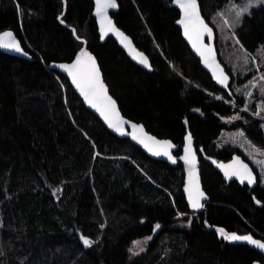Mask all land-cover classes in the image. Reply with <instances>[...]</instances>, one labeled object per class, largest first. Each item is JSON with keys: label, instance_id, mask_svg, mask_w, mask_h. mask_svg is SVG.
Returning <instances> with one entry per match:
<instances>
[{"label": "trees", "instance_id": "1", "mask_svg": "<svg viewBox=\"0 0 264 264\" xmlns=\"http://www.w3.org/2000/svg\"><path fill=\"white\" fill-rule=\"evenodd\" d=\"M118 1L116 23L149 55L152 71L113 38L101 41L92 0H67L64 14L63 0H0V32L13 29L31 54L0 50V264L264 262L256 249L227 242L207 225L264 239V186L227 182L210 161L233 155L217 149L223 130L242 128L264 148L259 106L245 111L243 95L217 86L183 37L172 0ZM199 1L216 29L213 15L231 0ZM236 35L250 53L264 46V3L243 17ZM80 38L125 116L172 139L177 155L192 132L210 197L206 211L189 207L180 163L152 159L111 133L51 67L71 61ZM143 237L151 240L147 250L131 258Z\"/></svg>", "mask_w": 264, "mask_h": 264}, {"label": "water", "instance_id": "2", "mask_svg": "<svg viewBox=\"0 0 264 264\" xmlns=\"http://www.w3.org/2000/svg\"><path fill=\"white\" fill-rule=\"evenodd\" d=\"M92 1H93L92 15H93V17L96 20L98 33L100 35L101 41L105 42L108 38H113L116 41V43L123 49V51L126 53V55L130 58L131 61H133L134 63L138 64L140 67H142L143 69H145L147 71H152L153 70V65H152V62H151V59H150L149 55L145 51L141 50L136 45V43L134 42L133 38L116 23V20H115L113 14L117 13L119 11V8H120L119 1L115 0L116 7L115 8H109L107 10V20H110L112 26L114 27L113 31H108L107 33L102 31L101 17L99 15H97V12H96V0H92ZM171 4H172V6L176 7L179 10L180 15H179V18L177 19L176 23L180 27L182 35L185 38L187 44L189 45L192 53L199 58L202 67L205 69L206 72H208L210 74L212 79L216 82L217 86L219 88L227 91V92H231V85H232V82H233L232 75L227 71L225 65L222 63V61L219 58V53H218V49H217V31L207 21L206 17L204 16L200 1L197 0V4H198V8H199V15L202 18V20L204 21V23L208 26V28H210L212 31H211V35L210 36L207 33H205L203 35L202 40H201L200 43H198L197 47H200L201 44H202V45L208 46V47H210L212 49V56L214 57L215 64L219 66V69H221L223 71L224 76L227 77V79H226V81L224 83H220V81L217 79V72L214 71V67L210 66L208 63H205V57L202 56L199 51H197V47H193L192 40H190L185 35L184 26L181 23H179V21L184 18L183 10L179 7V5L176 2V0H172ZM63 5H64V10H63L62 14H64V12L66 10L67 0H63ZM64 24L67 25V23H65V22H64ZM105 27H107V21H105ZM72 29L74 31V34L77 35V31H76L75 27H72ZM5 32H11L13 34V37L16 40V42L19 43L21 50L17 51L14 48H5V47H2V46H0V50L3 51L6 54H9V55H12V56H16V57H19V58L30 59L31 58L30 52L25 49V47L23 46L20 38L15 33V31L13 29H10V28L9 29H5L2 32H0V35H2ZM117 32L122 33L123 37H127V40L122 42L123 37L118 35ZM80 40L83 41V45L78 50V52L76 53V55L73 57V59L71 61L54 62V63H52L51 67L53 69L57 70L58 72H60L62 75H64L68 79V81H69L70 85L72 86L73 90L82 99L84 105L90 111H92L104 123V125L107 127V129L111 133H113L114 135H116L117 137H119L121 139H129L134 145H136L141 150H143L144 153L147 156H149L150 158H152V159H155V160H158V161H164V162L170 164L171 166H177L180 163L182 165V167H183V172H184L183 193H184V195L186 197V200H187V203H188L189 207L192 210H195V211H206L207 210V206L206 205H207V202H209L210 197H209L208 193L206 192V190H205V188L203 186L199 152L197 150L196 141H195V138H194L192 132L190 130H187V133L185 134V137H184V143H183V146H182V152H181L180 155H177L176 152L178 151L180 146L178 144H176L172 139L166 138V137H159V136L151 133L150 131H148L143 123L135 121V120L130 119L127 116H125L123 114L121 108H120L119 102L113 96V94L110 92L109 86H108V84H107V82H106V80L104 78V74H103V71H102V68H101V65L99 63V60H98L97 56L95 55L94 52H92L89 49L86 40H84L83 38H80ZM129 42H130V44H129ZM81 52H86L91 57L94 58L95 64H96V66L99 69L100 77L102 79V82L105 85V87L107 88V95L110 96L111 99L115 101V107H116V111L118 113V116L124 122L122 124L121 131H117L115 128L111 127L109 122H108V120H106L104 118V116L101 115V112L97 108L92 107V105L88 103V101L85 99L84 95L82 94L81 90L79 88H77L76 84L73 82L71 74L68 71H66L64 68L61 67V65L74 64L76 62L77 57L80 56ZM135 53H141L144 57H146L147 61H148V65L146 66L145 64L140 63L139 59L136 58ZM113 119H115V117H113ZM132 125H136L137 127L134 129L132 127ZM140 128L143 129L142 132L140 131ZM134 136L139 137L140 139H145L146 143H150L149 141L146 140V137H153V138H155V140H158V141H168V142H170L173 145V147H171L168 150L169 151V155H167V156L163 155V154L162 155H155L153 151H149V149L147 147H145L144 143L140 142V139H134ZM189 136L191 137V152H192V155H194V169H193V171H194V183H193V186H192L193 187V195H195V184L196 183H198L199 191L203 193V196L200 197V204L202 206L199 207V208H193L192 207V202L189 199V187H190V184H189V172H190V165H189V163H187L183 159V157L185 156V149L189 147V139H188ZM237 160H239L243 164L247 165L248 169L251 171V175L253 177V182L252 183H249V181L247 179H244L242 181L239 176L226 175L225 174L226 171L229 172V173L232 172L233 169L228 168L227 166H229V165H234L235 166L234 162H236ZM210 161L212 162L214 167L223 175L224 179L227 182H231V181L235 180V181H237L240 184H246L249 187L253 188L260 181L259 174L255 170L253 165L242 154H240L238 152H235L232 155V157L230 159H228V160H222V159H217L216 157H211ZM222 166H224V167H222ZM207 225H208V228L210 230H214L216 232V234L218 235L219 238L224 239L225 241L230 242L232 244L248 245L251 248L256 249L264 257V248H260V247H258L256 245L250 243L249 241H246V240H228V239H226L224 236H222L220 234V230L223 229L225 233L235 234L237 236H250V237H252V239L260 241L261 243H264V239L263 238L256 237L252 233H239L237 231L228 230L227 228H225L223 226H211L209 224H207ZM79 233H80V239L81 240L86 239V238H84V236L82 235L81 232H79ZM252 264H264V262H262L260 260H257V261H254Z\"/></svg>", "mask_w": 264, "mask_h": 264}, {"label": "snow or ice", "instance_id": "3", "mask_svg": "<svg viewBox=\"0 0 264 264\" xmlns=\"http://www.w3.org/2000/svg\"><path fill=\"white\" fill-rule=\"evenodd\" d=\"M176 2L184 13V18L180 20L179 23L184 26L185 35L190 40H192L193 47H197L198 43L201 42L203 35L207 33L210 36L212 30L208 28V26L200 17L197 0H176ZM258 2H260V0H249L248 6L237 12V16L239 17L240 15H243L244 12L249 11V8L255 6V4ZM115 7V0H96V12L97 15L101 17L102 31H104L105 33L114 30L111 21L107 20V10L109 8ZM105 21H107V27H105ZM117 34L123 37L122 33L117 32ZM125 40H127V37H123L122 42H124ZM0 46L5 48H14L17 51L21 50L19 43L16 42L11 32H5L0 35ZM197 51H199L200 54L205 57V63H208L210 66L214 67V71L217 72V79L220 81V83H224L227 77L224 76L223 71L219 69V66L215 64L214 57L212 56V49L201 44L200 47H197ZM135 55L136 58L139 59L140 63L145 64L146 66L148 65L147 58L144 57L141 53H135ZM61 67L71 74L73 82L76 84L77 88L81 90L88 103L101 112V115H103L104 118L108 120L111 127L115 128L117 131H121L122 124L124 122L118 116L115 107V101L107 95V88L102 82L100 72L95 64L94 58L86 52H81L80 56L77 57L74 64L61 65ZM261 78L264 79V77ZM113 117H115V119H113ZM132 127L135 129L137 126L132 125ZM140 131L142 132L143 129L140 128ZM134 139L140 138L134 136ZM188 139L189 147L185 149V156L183 157V159L190 165L189 199L192 202L193 208H199L202 206L200 204V197L203 196V193L199 191L198 183H196L195 195H193L192 186L194 183V155H192L191 152V137L189 136ZM146 140L150 143H146L145 139H140V142L144 143L145 147H147L149 151H153L155 155L163 154L167 156L169 155L168 150L173 147L170 142L158 141L153 137H146ZM234 164L235 166H227L228 168H231L233 170L231 173L226 171L225 174L236 175L239 176L242 181L244 179H247L249 183H252L253 177L247 165L243 164L239 160L234 162ZM156 227L159 228V225H156ZM220 234L228 240H246L260 248H264V243L254 240L250 236H237L235 234H228L225 233L223 229L220 230ZM136 243L139 244V242ZM84 244L90 245L91 241L84 239Z\"/></svg>", "mask_w": 264, "mask_h": 264}, {"label": "rangeland", "instance_id": "4", "mask_svg": "<svg viewBox=\"0 0 264 264\" xmlns=\"http://www.w3.org/2000/svg\"><path fill=\"white\" fill-rule=\"evenodd\" d=\"M262 3L264 0H260L255 6ZM248 4L249 0L229 1L213 15L212 24L216 27L219 52L234 77L232 90L244 96L243 110L250 112L253 105L259 106L256 114L262 117L261 126L264 128V79L261 78L264 77V46L256 53H250L236 35L243 17L249 14L254 6L239 17L237 12ZM216 145L217 149L228 148L233 154L241 152L257 169L261 185L264 186V148L255 145L242 128L223 130L216 140ZM150 241L148 237L135 240L131 246V258L146 251ZM170 249L168 246L167 250Z\"/></svg>", "mask_w": 264, "mask_h": 264}]
</instances>
